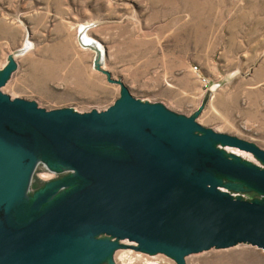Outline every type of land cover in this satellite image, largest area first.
I'll list each match as a JSON object with an SVG mask.
<instances>
[{"label":"water","instance_id":"water-1","mask_svg":"<svg viewBox=\"0 0 264 264\" xmlns=\"http://www.w3.org/2000/svg\"><path fill=\"white\" fill-rule=\"evenodd\" d=\"M127 90L81 112L0 89V264H114L118 248L176 264L244 242L264 251V168L216 145L262 163L264 149ZM39 163L71 174L31 193ZM237 185L261 197L232 194Z\"/></svg>","mask_w":264,"mask_h":264},{"label":"rangeland","instance_id":"rangeland-1","mask_svg":"<svg viewBox=\"0 0 264 264\" xmlns=\"http://www.w3.org/2000/svg\"><path fill=\"white\" fill-rule=\"evenodd\" d=\"M10 61L14 68L0 89L11 97L46 109L103 110L123 84L142 101L195 115L264 149L263 94L249 98L256 103L247 114L252 119L230 127L211 121L206 109L218 82H264V0H0V70ZM37 165L32 178L54 176ZM111 258L114 264H176L163 253L132 248H118ZM185 261L264 264V251L244 242L192 252Z\"/></svg>","mask_w":264,"mask_h":264},{"label":"crops","instance_id":"crops-1","mask_svg":"<svg viewBox=\"0 0 264 264\" xmlns=\"http://www.w3.org/2000/svg\"><path fill=\"white\" fill-rule=\"evenodd\" d=\"M202 72L204 71L202 70ZM218 83L219 86L211 93L210 100L206 103V109L210 110L207 116H211V121H218L220 124L230 127L237 120L242 123L244 120L252 119L248 118L247 114L250 111L249 107L255 106L256 103L253 98H249L257 94L264 95V91L260 87L264 82H250V84L246 82ZM240 97H242L243 103H246L245 105L240 104ZM222 131L231 132L228 130Z\"/></svg>","mask_w":264,"mask_h":264},{"label":"flooded vegetation","instance_id":"flooded-vegetation-1","mask_svg":"<svg viewBox=\"0 0 264 264\" xmlns=\"http://www.w3.org/2000/svg\"><path fill=\"white\" fill-rule=\"evenodd\" d=\"M216 146H218L221 149L223 148V150L226 153H234V154L239 155L241 157V160H245V161L248 160V162L256 164L259 167L261 166V168H264V163H262L261 160H258L254 156H253L254 159H256V161H259V162H255V161H252L251 159L246 158L245 156H243L242 152H240L239 150H235V148L232 149L231 147L221 146V145H218V144ZM39 164H41V163H39ZM41 165L47 171H49V173H54L53 174L54 176L52 178L48 179V180H45V181L37 180V178L36 179L32 178L33 174H34V172L36 170V167L38 166L37 165L35 167V170H34L33 174H32L31 181L29 183L28 190H27V191H29L31 193L43 190V189H45V188H47V187H49L51 185H54L55 181L66 179L71 174V171L68 170V169H65V168H61L60 170L54 172V171L49 170L45 165H43V164H41ZM237 189H238L237 190L238 191L237 194L241 195L244 199H251L252 200V199H258L259 197H261L260 194H258L255 190L247 188V186L245 187V186H242V185H239V186L237 185ZM245 195L247 196V198L244 197Z\"/></svg>","mask_w":264,"mask_h":264},{"label":"built area","instance_id":"built-area-1","mask_svg":"<svg viewBox=\"0 0 264 264\" xmlns=\"http://www.w3.org/2000/svg\"><path fill=\"white\" fill-rule=\"evenodd\" d=\"M192 68H193L194 71H196V72L199 71L198 68H197V66H193ZM200 73H201L200 71L197 72V74H198V76H199V79L201 78V80H199V81H201L202 85L206 88V87H208V82L206 81L207 79H206V77L202 76ZM146 254H147V253H146Z\"/></svg>","mask_w":264,"mask_h":264},{"label":"bare ground","instance_id":"bare-ground-1","mask_svg":"<svg viewBox=\"0 0 264 264\" xmlns=\"http://www.w3.org/2000/svg\"><path fill=\"white\" fill-rule=\"evenodd\" d=\"M235 148H236V146H235ZM237 150V149H236Z\"/></svg>","mask_w":264,"mask_h":264},{"label":"trees","instance_id":"trees-1","mask_svg":"<svg viewBox=\"0 0 264 264\" xmlns=\"http://www.w3.org/2000/svg\"><path fill=\"white\" fill-rule=\"evenodd\" d=\"M260 198V197H259Z\"/></svg>","mask_w":264,"mask_h":264}]
</instances>
